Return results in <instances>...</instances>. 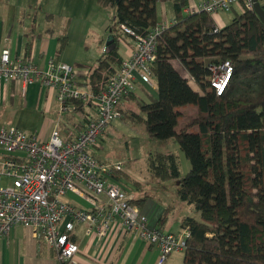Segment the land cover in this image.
Returning a JSON list of instances; mask_svg holds the SVG:
<instances>
[{
  "label": "trees",
  "instance_id": "1",
  "mask_svg": "<svg viewBox=\"0 0 264 264\" xmlns=\"http://www.w3.org/2000/svg\"><path fill=\"white\" fill-rule=\"evenodd\" d=\"M96 3L101 9L115 10L109 29L115 50L106 53L104 48L95 65L85 68L79 84L95 94L106 90L123 61L118 53L120 27L135 37H145L158 25L157 6L170 3L173 8L174 22L156 44L151 70L155 96L139 86L140 96L131 95L126 100L130 108L120 111L122 119L130 117L133 123L144 125L149 138L176 140L190 162V171L182 176L173 154L149 157L153 176L159 181H177L178 198L200 213L199 219L184 217L181 221V229L191 232L182 264H264V25L254 12L235 10L232 24L220 29L206 14H182L190 8V0ZM46 19L52 20L50 15ZM50 30L45 35L50 37ZM66 40H57L56 57ZM175 62L188 73L198 92L174 69ZM226 64L231 65L232 76L220 96L212 85L213 69ZM73 107L76 113L85 109L77 103ZM187 109H195L197 117L177 131ZM88 121L87 117L76 128L83 129ZM122 171L112 179L121 183L123 178L125 185L129 178ZM133 203L146 216L142 209L149 203L137 197ZM167 219L163 214L158 227Z\"/></svg>",
  "mask_w": 264,
  "mask_h": 264
},
{
  "label": "built area",
  "instance_id": "2",
  "mask_svg": "<svg viewBox=\"0 0 264 264\" xmlns=\"http://www.w3.org/2000/svg\"><path fill=\"white\" fill-rule=\"evenodd\" d=\"M254 5L253 0H210L183 14L214 18L237 8L254 12ZM166 27L157 25L145 37H135L120 27L123 37H131L133 44L106 90L99 94L80 86L79 77L68 65L49 62L42 72L33 63L12 59L8 50L1 52V83H14L22 91L39 85L54 92L61 115L74 114L75 103L91 113L84 128L68 141L60 139L57 130L47 143H40L16 128H0V241L13 227L22 226L38 243L45 244L59 264H76L75 256L80 251L74 241L77 227L84 225V235L99 241L108 236L118 219L126 235L159 251L156 264H165L172 253L187 249L189 229L168 233L150 227L148 218L133 203V196L112 180V173L123 167L99 162L90 154L109 126L122 119L120 109L137 88H153L151 70L156 61V44ZM213 73L212 85L221 96L232 76V67L226 64L213 69ZM68 194L82 199L91 210L67 203L64 199Z\"/></svg>",
  "mask_w": 264,
  "mask_h": 264
},
{
  "label": "rangeland",
  "instance_id": "3",
  "mask_svg": "<svg viewBox=\"0 0 264 264\" xmlns=\"http://www.w3.org/2000/svg\"><path fill=\"white\" fill-rule=\"evenodd\" d=\"M204 1L207 0H190L192 8L198 7ZM236 11L237 13L241 12L239 8ZM234 12L220 13V17L227 26L232 24ZM48 15L52 18L51 22L46 19ZM12 16L16 20L15 30H21L24 25L29 27L30 21L34 20V35L42 34L43 38L47 37L48 40L46 41L52 42L58 50L59 43L57 40L66 37V44L61 54H69L72 59H75L74 66L78 69H84L95 64L102 52L106 51L109 29L113 27L115 21V10L101 9L96 0H1L0 24H6L7 18ZM173 17V8L170 3H161L157 6L158 25H171L174 22ZM28 19L30 21L26 22ZM19 21L22 23L19 24ZM47 30L52 31L50 37L45 35ZM12 34L17 35L16 32H12ZM120 37L122 43H119L118 53L121 57H125L127 44L125 41H128V37H123L122 34ZM104 48L105 51H103ZM173 67L182 78L190 80L188 73L178 63H173ZM78 69L77 71H79ZM190 85L195 91H198L191 80ZM147 92L151 97L155 96V88H150ZM48 95L50 100L47 98V104H50V101L53 102L50 104L53 105L50 114L44 113L43 107L33 108L29 107V104L26 106L23 103L20 106L8 105L5 112L8 117L0 120V128H18L20 131L34 136L40 142L47 141L53 131L57 129L62 140L67 134L72 136L75 133L74 125L82 124L91 111L84 109L74 116L61 115V109L56 103L54 92L49 91ZM136 95L140 96L139 90ZM40 105L45 106L43 103ZM125 108L128 110L130 105L125 106L123 104L122 109L125 110ZM132 109L135 111L134 107ZM182 115V121L179 123L177 131L194 121L197 117V111L187 109ZM90 151V154L99 162H104L112 167H123L121 168L122 172L127 174L129 183L124 185V180L121 178V184L123 183L122 185L128 189L132 188L133 195L146 200L150 207H152L150 205L152 203L156 207L157 214L167 215V220H169L167 225L173 226L177 219L184 218V216L199 218L200 213L193 206L178 198L176 194L177 181H159L149 169L150 155L173 154L179 163L180 174L182 176L188 174L191 169L190 162L179 151L176 140L160 142L151 139L147 135L144 125L135 124L130 117H124L111 124L103 143L99 145L98 149H91ZM118 173L120 172L114 171L112 177ZM6 184V181L2 182L3 186ZM80 229L77 232H80ZM182 258L183 252H174L168 260L171 264H182Z\"/></svg>",
  "mask_w": 264,
  "mask_h": 264
},
{
  "label": "crops",
  "instance_id": "4",
  "mask_svg": "<svg viewBox=\"0 0 264 264\" xmlns=\"http://www.w3.org/2000/svg\"><path fill=\"white\" fill-rule=\"evenodd\" d=\"M259 1L261 6L264 7V0H259ZM190 8H192L191 2H190ZM15 21H16L15 17L12 16L11 18L10 17L7 18L6 24L5 23L0 24V55L2 51L8 50L10 52L12 59L15 60L19 59L25 62L33 63V65L36 66L38 70L42 72L46 69L49 62L68 65L71 68H73L74 73L79 77V82L83 81V76L87 72L85 68H90L95 65L93 64L92 66L85 67L84 69L76 68L74 66L75 59H72L71 56H69V54L63 53L59 55V57H56L57 54L56 45L53 46L52 42L46 41L48 40V38L47 37L43 38L42 34H39L38 36L34 35L35 33L34 20L30 21V19H28L26 22L30 21L31 24L29 25V27L25 25H24L25 27L22 26L21 30H15L14 28ZM21 23L22 22L19 21V24ZM214 23L220 29L222 28L224 29L225 27H227V25L220 17V14L214 17ZM33 28H34V32H32ZM12 32H16L17 35L16 36L13 35ZM127 40L128 41H125L127 43L125 57L128 56L129 47L130 45L133 44L132 40L129 39ZM27 48H29V51H26ZM28 54L30 55L29 60L26 59V56ZM125 57L122 58L125 59ZM77 69L79 71H77ZM138 90L139 87L137 88L136 93ZM47 98H49L48 92L39 85L28 87L24 91H22V89L16 86V84L14 83L3 84L0 82V120L6 119L8 117L5 114L8 105L20 106L21 103H23L26 106L29 104V107H33V108L43 107V112L46 114H50L53 108V105L51 106L50 104L51 103L53 104V102L50 101V104H47ZM41 103H43L45 106L40 105ZM124 104L126 106L127 102H125ZM75 114L72 115L74 116ZM74 126H75V133L72 136H69L67 134L66 137H64L63 139L64 141H68L70 139L75 138L78 135V133L81 131V128L80 129L76 128L78 125H74ZM103 139L104 138L100 139L97 142L96 147L93 149H98L99 145L103 143ZM48 140L45 142L44 141L43 142L39 141V142L47 143ZM117 183H119L120 186L123 187L128 194H131L136 199V196L133 195L134 193L132 188L128 189V187L126 188L120 182ZM64 200L67 203L75 206L77 209H83L87 211L91 210V207L87 203H85L82 199L76 197L73 194H68ZM142 210L145 212L148 218L149 226L155 228L158 227V221L161 218V214H157L156 213L157 210L150 207L149 205L144 206ZM184 217H190V216H184ZM181 218L182 217H180L179 220L177 219L176 224H174L173 226L167 225L169 221L167 220L163 226H159L158 228H160V230L164 232L178 233L181 230V221L183 219ZM79 228H81L80 232H77ZM84 230H85V226L80 225L76 229L77 233H75L76 235L74 241L80 248L79 253L75 256L76 264H156L159 258V251L157 249L151 247L145 242H142L141 240H139L134 236L126 235L123 232L119 221H115L112 224L108 236L103 240L94 241L93 238L86 237L84 235ZM170 257L171 255L167 258L165 264H168L169 261L168 259ZM0 264H59V263L55 259L53 253L47 250L44 243L37 242V240L32 235L29 229L22 226H16L13 227L9 231V233L6 236H4L0 241ZM169 264H171L170 261Z\"/></svg>",
  "mask_w": 264,
  "mask_h": 264
},
{
  "label": "water",
  "instance_id": "5",
  "mask_svg": "<svg viewBox=\"0 0 264 264\" xmlns=\"http://www.w3.org/2000/svg\"><path fill=\"white\" fill-rule=\"evenodd\" d=\"M254 1V13L255 15L260 19L262 24L264 25V9L260 4L259 0H253ZM106 53H110L115 50V46L113 44V41L109 39L108 43L106 44Z\"/></svg>",
  "mask_w": 264,
  "mask_h": 264
}]
</instances>
